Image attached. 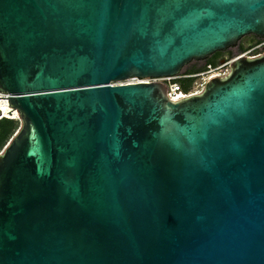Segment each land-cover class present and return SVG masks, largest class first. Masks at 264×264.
<instances>
[{
  "label": "water",
  "instance_id": "obj_1",
  "mask_svg": "<svg viewBox=\"0 0 264 264\" xmlns=\"http://www.w3.org/2000/svg\"><path fill=\"white\" fill-rule=\"evenodd\" d=\"M247 36L264 0H0V264H264V55L124 84Z\"/></svg>",
  "mask_w": 264,
  "mask_h": 264
},
{
  "label": "built area",
  "instance_id": "obj_2",
  "mask_svg": "<svg viewBox=\"0 0 264 264\" xmlns=\"http://www.w3.org/2000/svg\"><path fill=\"white\" fill-rule=\"evenodd\" d=\"M262 46H264V42L263 44H260V46H257L252 50L245 52L234 59L225 60L223 63H221L216 67L209 65L207 69L197 74L189 75L185 73H180L177 77L163 78V79L133 78L124 82V84H150V83L161 82L166 86L167 97L169 98V100L176 103L192 96L201 95L205 91V81H204L205 78H211L214 76H218L216 78H226L231 72V64L234 63V61H236L237 59L242 57H246L248 59H257L259 57H262L264 55V51L258 50ZM255 51L258 52L254 53ZM192 80H195V82H193L191 87L184 88L183 85L184 82L192 81ZM0 97L8 99L9 94L0 92ZM4 119L7 118H2V116H0V121ZM1 152L0 154L2 155Z\"/></svg>",
  "mask_w": 264,
  "mask_h": 264
},
{
  "label": "rangeland",
  "instance_id": "obj_3",
  "mask_svg": "<svg viewBox=\"0 0 264 264\" xmlns=\"http://www.w3.org/2000/svg\"><path fill=\"white\" fill-rule=\"evenodd\" d=\"M240 42L244 45V46L241 47L240 52L242 51V49H245V51L240 53L239 55L238 54L235 55V57H233L232 59L240 56L241 54H243L245 52H248V51L252 50L253 48H255L257 46H260V44H263L264 40H260V39H258L255 36H247V37L241 39L239 41V43ZM258 50L264 51V46H262ZM256 52H258V51H255L254 53H256ZM221 54H222V52L216 53V55L214 54L215 56L213 55V56L209 57L205 61H193L190 64H188L186 67H184L183 70L181 71V73L187 74V72L195 70V69H200V70L204 71L205 69H207V67L209 66V64L211 62H216V65L213 66V67H216V66L220 65L221 63H223L225 61V60L222 59ZM193 82H195V80L184 82V84L186 86L190 85L189 87H191ZM5 120L11 122V124H10L11 131H10V135H8L6 137V139L3 137L0 140V152L3 151L5 149V147L7 146V144L12 140V138L17 135V133L20 131L21 126H22L20 120H19V122L18 121H14V120H8V119H5ZM5 124H8V123H6L4 120L1 121L0 122V128L4 127Z\"/></svg>",
  "mask_w": 264,
  "mask_h": 264
},
{
  "label": "bare ground",
  "instance_id": "obj_4",
  "mask_svg": "<svg viewBox=\"0 0 264 264\" xmlns=\"http://www.w3.org/2000/svg\"><path fill=\"white\" fill-rule=\"evenodd\" d=\"M216 77L218 76H214V77H211V78H205L204 81H205V86L207 85V83H209V81H211L212 79H215ZM0 112H2V114H4V116L7 118V119H16V120H20V117L18 115V112L17 110H13L11 107H9V102H8V99H2V102L0 103ZM10 112V114H9ZM21 121V120H20ZM18 134V133H17ZM12 141V140H11ZM11 143V142H10ZM9 143V145H10ZM9 145L7 146V148L9 147ZM6 148V149H7ZM5 149V151H6ZM4 151V152H5Z\"/></svg>",
  "mask_w": 264,
  "mask_h": 264
},
{
  "label": "trees",
  "instance_id": "obj_5",
  "mask_svg": "<svg viewBox=\"0 0 264 264\" xmlns=\"http://www.w3.org/2000/svg\"><path fill=\"white\" fill-rule=\"evenodd\" d=\"M245 51V49H242V51L241 52H244ZM216 55V54H215ZM214 55V56H215ZM209 65H212V66H214V65H216V62H211ZM202 70H200V69H195V70H192V71H189V72H187V74H189V75H193V74H197V73H200ZM190 85H188V86H186L185 84H184V88H188ZM9 120H14V121H18L19 122V120H16V119H9ZM6 123H8V124H5V126L4 127H2V128H0V137H1V139L4 137L5 139H6V137L8 136V135H10V131H11V129H10V124H11V122L10 121H7V120H4ZM3 126V125H2ZM14 138V137H13ZM12 138V139H13ZM10 143V142H9ZM8 143V144H9ZM7 144V145H8Z\"/></svg>",
  "mask_w": 264,
  "mask_h": 264
},
{
  "label": "flooded vegetation",
  "instance_id": "obj_6",
  "mask_svg": "<svg viewBox=\"0 0 264 264\" xmlns=\"http://www.w3.org/2000/svg\"><path fill=\"white\" fill-rule=\"evenodd\" d=\"M242 46H244L241 42L240 43H238V45L236 46V47H234V48H230V49H228V50H226V51H224V52H222V54H221V57H222V59L223 60H230V59H232L233 57H235V55H239L240 53H242V52H240V49H241V47ZM231 57V58H230ZM1 98H3V97H0V103L2 102V99ZM0 116H2V118H6L5 116H4V114H2V112H0ZM5 120V119H4ZM1 121H3V120H1ZM0 121V122H1ZM0 140H1V137H0ZM11 142V141H10ZM9 145V144H8ZM7 145V146H8ZM7 146L5 147V149L7 148ZM5 149L1 152L2 154L4 153V151H5ZM1 155V154H0Z\"/></svg>",
  "mask_w": 264,
  "mask_h": 264
}]
</instances>
